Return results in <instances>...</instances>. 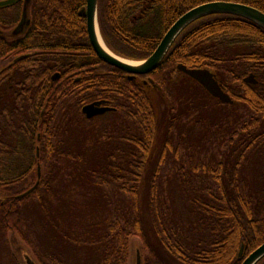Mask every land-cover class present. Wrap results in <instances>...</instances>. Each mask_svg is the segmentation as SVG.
<instances>
[{"label":"trees","instance_id":"obj_1","mask_svg":"<svg viewBox=\"0 0 264 264\" xmlns=\"http://www.w3.org/2000/svg\"><path fill=\"white\" fill-rule=\"evenodd\" d=\"M211 2L264 13V0H98L100 37L115 56L141 62L177 19ZM85 5L30 0L29 24L16 37L23 4L0 10V264H23L17 239L35 264H129L131 237L141 264H241L264 243V30L231 15L201 18L155 71L129 81L91 49ZM177 65L212 73L232 103L212 98ZM249 75L256 84L245 82ZM148 77L153 85L143 83ZM180 78L214 106L232 114L241 107L248 117L229 129L219 157L190 161L174 211L162 170L166 153L177 151L170 134L184 99L173 88ZM158 95L170 117L155 159ZM97 101L114 110L86 119L82 107Z\"/></svg>","mask_w":264,"mask_h":264},{"label":"water","instance_id":"obj_2","mask_svg":"<svg viewBox=\"0 0 264 264\" xmlns=\"http://www.w3.org/2000/svg\"><path fill=\"white\" fill-rule=\"evenodd\" d=\"M20 1H23L24 4L21 13V18L12 32L13 36L21 35L25 27H27L29 24V20L27 18V5L30 0H0V10L8 9L18 4ZM97 6L98 0H86L85 7L80 10V15L83 16L85 19V28L88 43L99 61L124 72L129 81H133L139 76H147L153 71H155L164 59L165 55L167 54L168 50L170 49L171 45L178 37V35L191 23L201 18L212 15H231L246 19L258 25L264 30V13L257 9L242 4L229 2L206 3L190 9L179 19H177L175 23L170 27V29L166 32V34L163 36L155 51L147 59L141 62H133L125 59L121 60V58L115 56L110 51V53H107L105 50L102 49L97 36V34L100 36L97 22ZM123 60L137 65H129L123 62ZM176 69L191 78L197 84H199L212 98L217 99L223 104L232 103L230 97L223 91L221 84L216 81L213 74L209 71L204 69H187L183 65H177ZM58 79L59 74H54L52 76L53 81H57ZM245 82L250 84H256V81L254 80L252 75H249L245 79ZM143 83H149L153 85V80L148 77L145 81H143ZM104 104V101L93 102L82 107L81 112L86 119H93L112 110V108L105 106ZM36 154L38 155V149L36 150ZM37 178H40L39 166L37 167ZM36 185L29 189L26 193L20 195L18 198H22L26 195H29L35 189ZM243 247L244 246L241 245L238 253L239 260L242 258ZM263 257L264 243L255 251H253L248 257H246L241 262V264H256ZM24 264L35 263L31 258L26 256L24 257ZM136 264H140V256L138 251L136 252Z\"/></svg>","mask_w":264,"mask_h":264},{"label":"rangeland","instance_id":"obj_3","mask_svg":"<svg viewBox=\"0 0 264 264\" xmlns=\"http://www.w3.org/2000/svg\"><path fill=\"white\" fill-rule=\"evenodd\" d=\"M174 87H177V92L184 99H182V104L179 107L175 105V113L180 114V120L170 136L173 149H177V151L176 153H166L165 164L162 170V181L164 196L168 200L167 202L170 206H172V208L175 207L174 211H177V208H180V203L178 204L176 201V197L180 194V191L177 190L179 186L178 183H180L181 176L188 167L190 161H193V159L203 154L208 156L215 154L219 157L220 153L229 145L228 140L231 136L229 129L237 130L240 125L239 121L246 119L248 116L241 107L233 110L234 114H232L227 110L214 106L211 104L210 100L206 99L201 94L198 88L196 89L195 86L190 85L182 78L178 80L173 88ZM155 105L159 115L157 141L153 157L158 159L161 155L165 136L168 133L167 127L170 116L164 109L159 95L156 97ZM193 107L200 109V112L198 114L193 113L186 118L183 111H190ZM241 115L243 118L239 119ZM94 124L99 125V121L94 122ZM65 164V161H61L60 167L63 169ZM67 185L70 186V184ZM62 193H67V191L62 189ZM143 222L145 227L149 226L145 214L143 215ZM16 242L22 251V253L19 254V259L24 264L23 255L24 253H28V250L24 248L23 244L18 239ZM139 244L140 242L137 238H130L129 264H136V252H139Z\"/></svg>","mask_w":264,"mask_h":264},{"label":"bare ground","instance_id":"obj_4","mask_svg":"<svg viewBox=\"0 0 264 264\" xmlns=\"http://www.w3.org/2000/svg\"><path fill=\"white\" fill-rule=\"evenodd\" d=\"M15 6V5H14ZM13 7V6H12ZM11 8V7H10ZM22 9H23V6H22ZM85 20V19H84ZM97 36H98V39H99V43H100V45H101V47H102V49L103 50H105L107 53H110L109 52V50L106 48V46L104 45V43H103V41H102V39H101V37L97 34ZM121 60H122V58H121ZM123 62H125V63H127V64H129V65H137V64H134V63H130V62H128V61H125V60H123ZM112 110H114V109H112ZM111 110V111H112ZM110 112V111H109ZM107 113V112H106ZM105 114V113H104ZM103 114V115H104ZM102 116V115H101Z\"/></svg>","mask_w":264,"mask_h":264},{"label":"flooded vegetation","instance_id":"obj_5","mask_svg":"<svg viewBox=\"0 0 264 264\" xmlns=\"http://www.w3.org/2000/svg\"><path fill=\"white\" fill-rule=\"evenodd\" d=\"M20 3H21V4H24L23 1H20L18 4H20ZM16 5H17V4H16ZM16 26H17V25H16ZM16 26H15V27H16ZM13 30H14V29H13ZM12 32H13V31H12ZM12 36H13V35H12ZM14 37H16V36H14Z\"/></svg>","mask_w":264,"mask_h":264}]
</instances>
